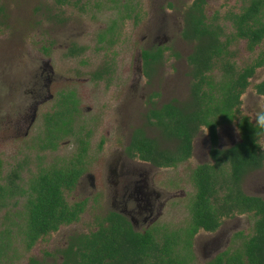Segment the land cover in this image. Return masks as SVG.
Segmentation results:
<instances>
[{"label":"rangeland","instance_id":"1","mask_svg":"<svg viewBox=\"0 0 264 264\" xmlns=\"http://www.w3.org/2000/svg\"><path fill=\"white\" fill-rule=\"evenodd\" d=\"M95 1L84 0L83 8L73 4L59 6L54 0H0V170L2 175L17 165H24L21 171L23 178L29 177L38 169L39 161L43 166L52 164L55 160L69 158L75 152L76 142L73 137H64L55 151H38L39 138L43 135L41 112L52 109L53 101L41 105L36 111L35 121L26 131L27 123L18 130L17 121L23 114V107H28L26 115L29 120L32 114L33 98L29 92L33 89L31 84L37 80V71L41 65L42 52L55 73V82L51 92L75 88L79 96L80 113L76 118L75 129L80 126L86 130L92 129L89 138L87 156L89 163L87 172L98 174L100 177L105 171L110 155L117 145H120V154L129 141L134 128L142 127L149 136H158V131L147 125L145 112L150 106L148 95L154 91L160 93L153 97L156 105L169 101L172 98L180 100L187 98L189 77L186 55L191 51L192 44L183 41L176 29L182 21V11L190 0H130L129 7L122 21L118 20L115 28V37L108 42L99 40L100 35L108 37L105 33L113 19L125 12L116 7H109V2L100 6ZM174 3L172 8L168 3ZM247 0H207L205 12L208 17L219 12L220 20L227 25L226 30L231 31L228 22L222 20V15L228 10L238 11ZM166 14L160 16L161 12ZM56 15L53 17V15ZM163 17L165 20L163 22ZM61 19V20H59ZM159 31V32H158ZM172 38L167 41L171 51L180 53V57L166 52V58L159 67L158 73L151 81L140 76L139 53L154 43L155 35L162 32ZM105 37V38H106ZM110 38V37H109ZM108 38V39H109ZM75 43L85 47V50L75 58L66 56L67 49ZM46 47V52L42 50ZM230 48L235 51L232 61L237 68L243 67L253 59L261 46L249 52L243 41L232 44ZM104 63L112 64L113 83L106 87L104 83L90 81V73ZM218 75V72L215 71ZM264 76V67L260 68L252 78V83ZM120 97V105L115 101ZM114 99V102L110 103ZM242 111L255 114L264 110V97L252 92L242 96ZM120 106V113L118 108ZM88 107H91L89 112ZM114 107V117L111 108ZM120 119V120H117ZM110 134L106 135V130ZM82 135L83 132L81 131ZM102 140V141H101ZM41 156V160L38 159ZM196 161L195 158L187 162L180 172H188L189 167ZM186 169V170H185ZM263 173H261L262 176ZM257 174H253L254 178ZM249 178L246 177L245 180ZM185 191L187 188L184 187ZM84 179L72 191L66 192L68 202L80 199L86 194ZM23 198L16 206L0 210V228L6 210L11 212L21 207ZM102 206V211L105 210ZM93 208L87 206L79 221L64 225L59 230L51 232L38 239L29 251L19 248L20 242L15 240L13 246L18 247L19 258L8 264H59L57 256H46L45 252L55 253L63 244L65 236L71 232L90 229V217ZM195 264H203L201 251L196 249ZM56 255V254H55ZM54 255V256H55Z\"/></svg>","mask_w":264,"mask_h":264},{"label":"flooded vegetation","instance_id":"2","mask_svg":"<svg viewBox=\"0 0 264 264\" xmlns=\"http://www.w3.org/2000/svg\"><path fill=\"white\" fill-rule=\"evenodd\" d=\"M190 1V3L184 6L182 11V21L176 26V29L180 38L183 41L192 44L193 49L195 42L184 37L186 16H191L197 12L196 8L193 7L194 1L196 0ZM156 2L158 1L156 0ZM249 2L250 0L245 1L238 11L228 10L222 15L221 19L228 22L231 31H227V25L219 21V12L211 17L206 15L204 8L207 4V0L201 4L208 22H213L216 29H221L217 31L218 40L221 45L226 46L225 51L227 50L228 53L227 55H223V53L222 56L225 57L221 58V60L232 63L235 70H241L245 67L252 66L257 62L261 63L254 68L253 74L248 78L249 84L240 95L241 103L236 115L232 117L230 121L225 120L219 122L215 128L214 136L210 134L206 127L202 126L191 139L190 155L182 160H176L174 162L172 158L178 159L180 157V154L176 149L175 139L166 138L161 133V130L154 125L149 126L154 127L158 131V136L147 135L142 127L134 128L130 137L135 130L141 129L145 135L154 138L157 146L163 152L160 153V156L155 155V157L157 160L163 159L164 161H167V164L159 165L150 160H143L131 156L126 150V147L130 142L129 137V141L123 149V155L120 154V145H117L115 149H113L114 153L110 155V159L107 162L102 177L98 174L89 173L86 170L89 163L87 153L92 129L87 128L85 130L83 126H80L77 130L83 132V139L87 142V150L81 163L83 171L78 177L74 188L80 184L82 179H84V190L85 192L88 190V192L84 194L82 198L68 202L65 193L72 191L74 188L72 190L64 191L66 201L70 205L79 204V207H82V210L79 212L76 219L72 220L70 223L60 224L57 230H59L61 226L70 225L79 221L87 206L93 208L90 217L92 227L87 231L83 230L69 233L68 236H65L62 246L58 248L55 253L45 252L46 256L52 257L53 260H56L55 258L58 256L60 259L59 264H62L64 260L62 251L67 249L70 243H76V241L79 240L78 236L90 235L91 233L98 231L101 226L108 227L114 222H121L129 226L135 232L143 234L149 233L152 239L158 243L159 250L162 252L155 251L147 256L146 259L151 260L149 264H170L169 260L177 253L185 255L184 264H195V258L197 255L196 249L201 251L202 258L204 259L203 264H208L221 255L224 258L235 257L237 253H242L246 248L245 243L249 241L255 233V220L259 217V214L256 213V210H247L244 212H236L235 210L234 212H230L222 205L224 199L234 197L236 193L235 191L238 187L245 195L257 197L264 202V129L258 130L252 128L253 125L259 126L260 123H263L264 110L258 111L254 115L242 111V96L244 93L252 92L256 96L264 97V93L258 92L256 87V85L264 81V76L256 80L254 83L251 81L256 72L264 67V37L259 42L255 43L252 49H250L249 39L247 37L239 36L237 29L234 26V20L227 17L230 12L239 13L243 7L248 6ZM168 4L172 8L175 7L173 1ZM164 14H166V11L162 10L160 16H163ZM259 17L264 20V7ZM119 19L120 15L116 19L117 23ZM123 19L124 18L120 19V21ZM162 20L164 22L165 17H163ZM249 22L251 23V21ZM115 28L113 33L106 32L108 37L103 41L107 40L110 42L112 37H115L117 33H115ZM161 34L164 35L162 41L158 40L160 39V34L158 33V35L154 36V43L147 48L141 49L139 53L140 76L144 77L146 82L151 81V79L156 76L159 67L165 61L166 52L171 51V47L167 41L173 37V34L170 36L165 35V31ZM240 40L245 43V48L249 52H253L260 46L261 49L257 51L255 57L251 59L249 63H246L243 67L237 68V66H235L236 64L232 61V58L235 56V51H233L230 46ZM70 47L66 52V56L69 58H75L84 51L83 50L81 53H68ZM192 49L185 57L188 65L186 73L189 77L188 96L190 92L191 78L188 74L190 65L187 57L192 52ZM42 50L46 52V47H42ZM144 50L149 51L150 54L153 55L160 54L159 57L154 60H151L150 57L148 67H145L143 61L144 58L142 57V52ZM170 55L180 57V53L173 51L170 52ZM43 56L44 53L42 52V57L40 59L41 65L37 71V80L31 84V88L33 89L29 92V96L33 98L31 103L32 114L30 115L29 120H27L28 117L26 115V110L28 107H23V114H20L15 129H22L24 126L23 123L27 121L29 122L27 123L28 125L26 126L25 131V133H27V130L35 121L38 108L48 101L54 100L51 110H42L41 112L44 134L46 118L49 114H53V111L58 108L60 93L65 91L78 99L77 111L76 113L74 112V119L70 122L73 132H77L75 129V123L76 118L80 113L78 93L75 88H68L65 90L58 89L55 90L54 93L51 92L52 84L55 82V73L50 64V59H45L44 61ZM217 65L222 66L223 62L219 61ZM112 66L111 63H104L98 69L92 71L90 73V81L94 83L102 82L106 87L110 86L111 83L114 82L111 79L113 73ZM215 71L220 72L218 67H216ZM159 95L160 93L158 91H154L148 95L151 101L149 103L150 106L145 112V118L150 109L160 108L163 104L169 102H183L188 99V96L183 100L172 98L169 101L156 105L152 99ZM115 101L120 105V97L116 98ZM112 102H114V99L111 100L110 103ZM89 110H91V107H88L87 111L89 112ZM111 110V117H114V107L111 108ZM118 112L120 113V106ZM31 119H33V122L30 124ZM76 134L69 135L70 137H73L72 139L76 142V147L75 152L66 160L76 157L79 147L81 146ZM108 134H110V130L107 129L106 135ZM252 138H254L257 144L256 162L252 160L249 161V159L246 160L248 163L244 165L240 171V177L237 182V180H235L236 176L234 175L233 169V166L237 161L236 153L237 151H241L248 155L250 144H247V142ZM61 140H59L56 149H46L42 152L57 150ZM193 158H195L196 161L191 164L188 172H180L179 170L184 168L183 165L186 166L187 162L191 161ZM61 160L65 159L62 158ZM257 173L258 175L253 178L252 175ZM261 173H263L262 176ZM246 177L249 179L245 180ZM206 181L214 183V186L212 185L214 191L205 194L207 195L209 202L212 204L213 211L217 217H219V223L213 230L198 226L196 231L190 234L195 227L194 214H200L201 211H203V209L198 206L197 186L195 184L196 182L204 183ZM184 187L187 188V191H185ZM103 205L106 207L104 211H102ZM168 240L169 244H172L173 246L172 252L163 251L165 248L162 246L167 243ZM189 240L190 246H188ZM159 254H161V256H159ZM142 260H138L137 262L140 263ZM245 262H247V260H245Z\"/></svg>","mask_w":264,"mask_h":264},{"label":"trees","instance_id":"3","mask_svg":"<svg viewBox=\"0 0 264 264\" xmlns=\"http://www.w3.org/2000/svg\"><path fill=\"white\" fill-rule=\"evenodd\" d=\"M59 6L64 4L80 5L83 8L84 0H54ZM109 2V7H116L120 3V9L125 12L120 14V19L128 16L125 10L129 7L130 0H99L95 5L100 6ZM205 0L194 1L193 7L197 12L185 18L184 37L195 42L192 52L187 60L190 65V92L188 99L183 102H169L160 108L150 109L147 114V124L154 125L161 130L163 136L175 139L176 149L182 160L190 155L191 139L202 127H206L214 136L215 128L221 121H230L236 115L241 103L240 95L248 86V78L253 74L254 68L260 62L241 70H235L232 63L224 62L221 58L227 55L225 45L218 40L217 31L213 22H208L201 7ZM264 7V0H250L248 6L242 8L239 13H228V18L234 20V26L241 37L249 39V48L264 37V20L259 17ZM56 16L55 14L53 17ZM61 20V19H59ZM251 21V23L249 22ZM117 20L113 19L105 33H113ZM106 36L100 35L99 40ZM85 47L73 43L68 53H81ZM158 54H150L144 50L142 57L144 65L148 67L151 60L157 59ZM223 62L222 66L217 63ZM216 67L220 72L215 74ZM258 92L264 93V81L256 85ZM78 99L69 92H61L58 108L46 118L44 130L45 136H41L37 142L38 151L56 149L59 140L71 134H76L81 146L76 157L68 160H55L52 164L43 166L38 163V169L26 179L20 174L24 165H17L7 173L0 170V210L10 205L16 206L20 198H23L21 207L11 212L6 210L1 221L0 228V264H8L13 259L19 258L18 247H14L15 240L20 242L19 248L29 251L39 238L58 229L60 224L70 223L78 217L82 207L79 204L70 205L64 191L72 190L83 171L82 159L87 150V142L83 139L80 130L73 132L70 122L77 111ZM245 119V118H244ZM247 120V119H245ZM252 128L263 130L264 121L259 126ZM246 142V141H245ZM250 148L247 153H236V163L233 166L235 180L240 177V171L249 159L256 162L257 144L254 138L249 139ZM248 146V147H249ZM247 147V148H248ZM127 152L143 160H150L159 165H166L167 161L157 160L155 155L163 153L157 146L156 140L137 129L130 137L126 147ZM250 154V156H249ZM243 158V159H242ZM38 159H42L38 156ZM61 163V164H59ZM197 199L200 214H194L195 227L198 226L213 230L219 223V217L212 209L207 193L213 192L214 183L210 181L196 182ZM233 198L223 200V207L230 212H244L256 210L259 217L255 220V233L245 243L246 248L235 257L218 256L208 264H264V202L257 197L245 195L238 187ZM206 193V194H205ZM121 221V219H120ZM76 243H70L63 250L64 260L62 264H149L146 259L152 252L160 251L158 243L152 239L149 233L133 231L129 226L114 222L108 227H102L90 235L78 236ZM190 240L188 241V246ZM163 251L172 252V244L169 240L163 246ZM161 256V254H159ZM185 255L177 253L169 260L170 264H184ZM144 259V260H142ZM138 260H142L138 263ZM247 260V262H245Z\"/></svg>","mask_w":264,"mask_h":264},{"label":"water","instance_id":"4","mask_svg":"<svg viewBox=\"0 0 264 264\" xmlns=\"http://www.w3.org/2000/svg\"><path fill=\"white\" fill-rule=\"evenodd\" d=\"M33 122V119H31V122H30V124Z\"/></svg>","mask_w":264,"mask_h":264}]
</instances>
